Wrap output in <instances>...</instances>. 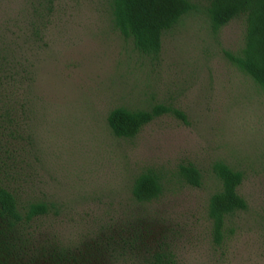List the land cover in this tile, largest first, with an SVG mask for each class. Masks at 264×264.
Instances as JSON below:
<instances>
[{
  "label": "rangeland",
  "instance_id": "1",
  "mask_svg": "<svg viewBox=\"0 0 264 264\" xmlns=\"http://www.w3.org/2000/svg\"><path fill=\"white\" fill-rule=\"evenodd\" d=\"M49 1L0 0V187L20 204H57L40 224L93 264H144L154 253L264 264V91L224 54L244 48L245 18L215 34L207 0H192L152 58L114 27L110 0ZM158 104L186 121L165 114L132 139L110 130L113 109ZM220 161L244 173L248 208L217 244L208 205ZM188 164L201 187L178 176ZM148 168L165 175L163 192L138 202L133 182Z\"/></svg>",
  "mask_w": 264,
  "mask_h": 264
},
{
  "label": "trees",
  "instance_id": "2",
  "mask_svg": "<svg viewBox=\"0 0 264 264\" xmlns=\"http://www.w3.org/2000/svg\"><path fill=\"white\" fill-rule=\"evenodd\" d=\"M110 9L113 25L120 34L131 40L140 54L158 58L163 35L195 11L196 5L192 0H110ZM205 14L215 34L231 21L245 18L244 48L239 54L228 51L224 54L264 91V0H207ZM165 114L186 121L184 112L164 104L135 110L118 107L109 113L107 121L114 136L132 139L144 126ZM212 172L221 188L209 199L208 216L215 242L220 244L227 221L247 210L248 203L238 193L244 180L242 171L220 161L213 164ZM178 176L191 186L202 185V173L194 164L181 165ZM165 178L161 170L142 171L134 179L133 197L138 202L157 199L163 192ZM59 214L60 207L55 203L20 204L15 192L0 187V264H93L94 254L85 249L74 250L56 235L50 237L39 222ZM144 264H176V261L171 255L154 253Z\"/></svg>",
  "mask_w": 264,
  "mask_h": 264
}]
</instances>
